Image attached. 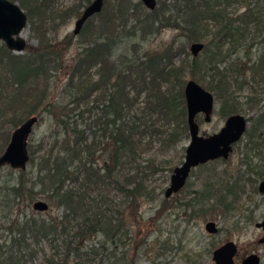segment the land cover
<instances>
[{
	"label": "trees",
	"instance_id": "1",
	"mask_svg": "<svg viewBox=\"0 0 264 264\" xmlns=\"http://www.w3.org/2000/svg\"><path fill=\"white\" fill-rule=\"evenodd\" d=\"M13 1H20L28 25L40 32V43L16 53L0 42V154L11 136L6 124L17 127L24 115L42 117L46 111L54 129L50 142L28 145V165L35 168L9 167L12 177L0 184V219L7 220L0 230L8 232L0 234V264H21L28 252L33 257L31 238L50 242L49 254L42 249L44 264H139L143 255L162 254L154 252L156 246L172 251L168 240L161 245L159 238L151 239L154 229L161 231L155 227L163 208L149 224L138 218L145 198L156 200L148 180L161 169L154 158L142 162L143 145L152 137L165 146L188 135V71L205 80L223 116L260 105L256 88L245 100L237 88L264 82V0H157L154 10L141 0H105L80 31L85 38L57 100L49 98L51 77L71 39L51 42L44 28L79 17L93 0H77L65 9H54L53 0ZM166 26L180 30L187 43L203 42L201 53L194 56L175 43L142 52L143 43ZM181 53L186 56L177 64ZM248 118L251 142L264 133V112ZM41 149L46 151L38 155ZM245 157V177L207 180L178 204L188 221L217 207L225 216L239 209L242 183L253 184L264 171V164ZM111 188L121 201L111 196ZM42 194L51 202L48 210L17 209ZM52 207L57 215H46ZM243 217L253 221L251 213Z\"/></svg>",
	"mask_w": 264,
	"mask_h": 264
},
{
	"label": "rangeland",
	"instance_id": "2",
	"mask_svg": "<svg viewBox=\"0 0 264 264\" xmlns=\"http://www.w3.org/2000/svg\"><path fill=\"white\" fill-rule=\"evenodd\" d=\"M18 1V0H17ZM52 7L58 9H65L76 3L77 0H53ZM113 1V0H111ZM136 2L138 0H131ZM20 4V1L17 2ZM237 8V5L231 6V10ZM239 10H242L239 7ZM78 16L70 17L66 22H50L46 24L44 30L49 37V41H59L62 39H71L70 44L66 51L62 52L61 66L58 71L54 72L51 77V94L50 99H59L60 91L64 84L68 80L69 68L74 63V58L80 50L85 34L83 32L79 34L74 33L75 23ZM49 22V21H48ZM43 31V29H42ZM37 29L33 32L30 25L23 29L22 35L26 38L31 46H36L40 43V37ZM2 42V41H0ZM175 43L176 49L181 45H186V51L190 54V45L187 43L186 37L182 32L175 27L166 26L159 32L158 35L150 37L146 42L143 43L142 52L145 50H158L161 51L168 47L170 44ZM27 48V47H26ZM26 50V49H25ZM25 50L23 52H25ZM256 46L253 47L252 51L255 52ZM14 52V51H13ZM21 52V53H23ZM201 53V52H200ZM242 56L243 53L239 52ZM255 55V54H254ZM184 53L176 56L175 62L179 64L182 57H185ZM224 64L220 66L223 67ZM96 77H98L96 75ZM194 79L188 71L185 75V83L188 80ZM197 82L206 88L205 80L200 77H195ZM237 88V86L235 85ZM253 88H256L260 92V105L254 107L253 109L243 110V114L248 115L252 118L258 117L262 112H264V82L261 84H253L252 82H247L242 85L241 88H237V94L242 100H245L247 96H251ZM144 95L142 96L143 99ZM141 99V100H142ZM38 115V114H37ZM42 117L39 122L34 127V130L29 138V144L40 145L45 144V142H50V133L53 131L54 127L51 126L52 116L48 115V112L41 110ZM30 116V115H29ZM24 115L23 120L29 117ZM51 117V119H50ZM228 117L223 116L220 111V103L216 100L214 112L210 121L205 120V115L203 113L197 116L198 122L200 124V133L204 136L218 132L225 124ZM21 124V123H20ZM19 124V125H20ZM253 122L248 123V129L242 139L235 144L233 151L231 152L229 158L218 159L210 164L201 165L195 168L188 179V183L178 192L173 194L169 201L165 200V191L170 184L171 175L176 166L181 165L185 159L186 147L190 140V134L181 135L177 141L169 143V145L161 144L160 140L157 138L151 139V142L144 144V152L142 153V162H146L149 158H154L155 164L161 166V169L154 173L148 180L150 187L155 189L156 200L148 201L145 198V202L141 205L138 218L142 219V223H146L152 218L157 210L163 208L161 219L157 221V226L154 229L153 238H159L161 245L166 243L168 240L169 246L172 247V251H166L162 248L156 246L154 252L162 253L161 255L155 256L152 252L148 257L144 256L140 258L139 264H215L213 260V251L222 245L223 243L233 240L236 242L239 248V253L237 257L238 264H240L243 257L251 254L258 253L261 256V264H264V242L259 243V240L264 238V232L261 228L256 227V223L264 219V193H260L258 190V185L261 180L264 179V171L262 175L255 182H245L242 183L244 187L241 193L239 209L233 211L229 215L225 216L220 208L217 207L214 211H206L204 214L195 217L193 220L188 221L187 213L183 212L178 204L185 201L191 193L199 190L203 183L207 180L212 183H216L219 179H222L226 183L227 180L239 178L238 176L246 172V165L244 161L246 160V154H250L255 163L264 164V133L257 134L256 137L250 142V131ZM53 127V128H52ZM16 127H13L11 123L6 124L5 129L7 131H12ZM2 135H0V146L2 142ZM11 137V136H10ZM148 141V139H146ZM144 141V142H146ZM9 143V142H8ZM6 148V147H5ZM48 150V149H47ZM46 150L41 149L39 154H44ZM29 163V162H28ZM11 168V167H10ZM31 165L27 164V170L34 169ZM9 166H5L0 172V184L12 177L10 175ZM19 173L15 174V177ZM245 177V176H243ZM253 185L257 187V191H253ZM216 185L214 186V188ZM110 194L112 197L121 201L123 198L115 189H110ZM37 199H42L51 203L46 195H39ZM26 209V212L39 213L41 211H36L33 209L32 204L30 206H23L17 209ZM58 209L52 207V209L46 213L48 216H56ZM252 214L253 221L248 224L245 223L244 214ZM238 220L240 222H238ZM6 219H0V225L6 224ZM208 221H214L218 227L216 233H210L206 229V223ZM150 222H148L149 224ZM147 224V223H146ZM154 228V227H153ZM8 232L0 230V234L7 235ZM150 239V240H151ZM30 246L36 253L33 257L28 255L25 257V261L21 264H44L45 252L50 253V242L47 239H41L40 242L36 243L30 239ZM159 244V243H158ZM160 245V244H159ZM42 249L45 250L42 251Z\"/></svg>",
	"mask_w": 264,
	"mask_h": 264
},
{
	"label": "water",
	"instance_id": "3",
	"mask_svg": "<svg viewBox=\"0 0 264 264\" xmlns=\"http://www.w3.org/2000/svg\"><path fill=\"white\" fill-rule=\"evenodd\" d=\"M141 1L150 10H154L157 6V0ZM104 4L105 0H93L86 6L76 20L74 33L79 34L85 22L101 12ZM27 24L28 15L17 2L0 0V41L4 42L8 49L16 53H21L26 49L28 41L22 32ZM203 48L204 43L200 41L190 45V51L194 56L199 55ZM184 91L190 140L183 163L173 170L170 184L165 191L166 198L180 191L186 185L192 170L199 165L221 157L228 158L233 145L243 137L248 125L247 117L236 113L226 119L224 126L218 132L207 136L202 135L197 116L203 113L205 120H211L215 108V96L212 91L194 79L187 81ZM39 120L38 115H31L12 131L9 143L0 154V172L5 166L15 170H26L30 160L29 138ZM261 191L264 192V181ZM32 207L36 211H46L49 209V204L45 200L37 199ZM256 227L264 232V219L257 222ZM206 229L210 233L218 231L214 221H208ZM260 242H264V238ZM237 255L238 245L230 240L213 251V260L215 264H238ZM240 264H261V256L251 253L245 256Z\"/></svg>",
	"mask_w": 264,
	"mask_h": 264
},
{
	"label": "flooded vegetation",
	"instance_id": "4",
	"mask_svg": "<svg viewBox=\"0 0 264 264\" xmlns=\"http://www.w3.org/2000/svg\"><path fill=\"white\" fill-rule=\"evenodd\" d=\"M213 94H214V93H213ZM214 96H215V94H214ZM215 103H216V97H215ZM237 114H238V113H237ZM240 114H243V113L240 112ZM243 115H245V114H243ZM245 116L247 117V121H248V123H250L249 118H248L249 116H248V115H245ZM227 117H229V116H227ZM199 125H200V124H199ZM247 129H248V125H247V128H246V131H247ZM246 131H245V133H246ZM245 133H244V135H245ZM244 135H243V136H244ZM241 139H242V138H241ZM241 139H240V140H241ZM240 140H239V141H240ZM239 141H238V142H239ZM238 142H236V143H238ZM236 143H235V144H236ZM235 144L233 145V148H234ZM232 151H233V150H232ZM230 154H231V153H230ZM229 156H230V155H229ZM228 158H229V157H228ZM218 159H227V158H223V157H221V158H217V159H214V160H210V161H208V162H206V163H204V164L211 163V162H213V161H215V160H218ZM204 164H201V165H204ZM201 165H199V166H201ZM199 166H198V167H199ZM193 170H194V169H193ZM193 170H192V171H193ZM263 181H264V179L261 180V181L259 182V185H258V190H259L260 193H264L263 191H261V185H262V182H263ZM187 182H188V181H187ZM186 184H187V183H186ZM259 243H263V242H260V240H259ZM238 253H239V248H238ZM257 254H258V253H257ZM237 257H238V255H237ZM237 257H236V258H237ZM243 258H244V257H243ZM243 258H242V259H243ZM237 262H238V261H237Z\"/></svg>",
	"mask_w": 264,
	"mask_h": 264
}]
</instances>
